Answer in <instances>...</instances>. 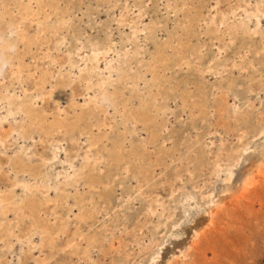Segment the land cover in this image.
<instances>
[{"label": "rangeland", "instance_id": "obj_1", "mask_svg": "<svg viewBox=\"0 0 264 264\" xmlns=\"http://www.w3.org/2000/svg\"><path fill=\"white\" fill-rule=\"evenodd\" d=\"M0 116V264H264V0H0Z\"/></svg>", "mask_w": 264, "mask_h": 264}, {"label": "bare ground", "instance_id": "obj_2", "mask_svg": "<svg viewBox=\"0 0 264 264\" xmlns=\"http://www.w3.org/2000/svg\"><path fill=\"white\" fill-rule=\"evenodd\" d=\"M111 47V46H110ZM94 49H96V48H94ZM106 50H102V51H95L94 52V60L96 61H94L95 63L94 64H97L99 61H100V59L102 58V57H104V55L106 54ZM111 52V51H110ZM90 59V58H89ZM92 59V58H91ZM93 61V60H92ZM112 72V71H111ZM102 81V80H101ZM101 83V82H100ZM99 84V83H98ZM103 84V83H102ZM102 91V90H101ZM26 92V91H25ZM8 101V100H7ZM19 103H20V106H19V109L22 111V112H24L25 114L27 113V112H29L30 110H29V106L25 103V102H23V101H20L19 100ZM34 103V102H33ZM13 110V109H12ZM25 116V115H24ZM1 117V116H0ZM28 117V116H27ZM4 119H6L5 117H4ZM247 146V145H246ZM243 147L242 149H241V152L242 153H244V152H247V150L249 149V147ZM28 149V148H27ZM56 150H58V147H56ZM56 153H54V156H53V158H56ZM46 161V160H45ZM47 162V161H46ZM47 164V163H46ZM50 164V163H49ZM45 165V164H44ZM47 167V166H46ZM48 171H50V170H48ZM60 174V173H59ZM59 174L57 175V176H59ZM227 177H229L230 178V176H231V174H232V172L230 171V168L228 169V172H227ZM56 177V176H55ZM36 180V179H35ZM20 183L22 184V187L21 188H23L25 191H26V189L28 190V193L30 192H32V189H31V187L32 186H29V185H26V184H24V181H21V182H19V181H17L15 184H14V186H20ZM44 187V186H43ZM35 190V189H34ZM50 190V189H49ZM26 193H27V191H26ZM186 197H189V195H187ZM210 202V205L211 206H209L208 205V207L206 208V213L207 214H209L210 216L213 214V212H214V210L212 209V207L214 208H216V202L214 203L213 201H212V199L209 201ZM11 202L10 201H7V200H4V198L2 197V196H0V211H2V212H4V213H7V212H9V207H8V204H10ZM6 205V206H5ZM38 228H41L40 226L38 227ZM8 230V229H7ZM6 230V231H7ZM5 231V232H6ZM13 229H10V230H8L6 233H5V237L8 239V240H10L12 237H15V234H13ZM35 232H36V230H35ZM194 232H196V231H194ZM15 233V232H14ZM35 234V233H34ZM195 234H197V232L195 233ZM33 235V234H32ZM18 238V237H17ZM17 238H16V240H17ZM19 239V238H18ZM30 239H31V237H29L28 238V240L27 241H29L30 242ZM3 241V239L0 237V242H2ZM22 243H23V241H22ZM10 247L8 246V249H9ZM161 248V247H160ZM159 252V251H158ZM157 254H159V253H157ZM180 255L181 256H184L185 257V252L184 251H180ZM156 256V255H155ZM155 256L153 255L152 256V260L151 261H154V259H155ZM179 256V255H178ZM158 258V257H157ZM149 263V262H148Z\"/></svg>", "mask_w": 264, "mask_h": 264}]
</instances>
